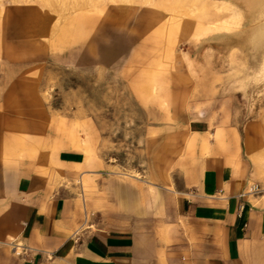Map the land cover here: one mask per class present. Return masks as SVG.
<instances>
[{
  "label": "rangeland",
  "instance_id": "rangeland-1",
  "mask_svg": "<svg viewBox=\"0 0 264 264\" xmlns=\"http://www.w3.org/2000/svg\"><path fill=\"white\" fill-rule=\"evenodd\" d=\"M211 98L264 123V0H0V164L65 146L159 175L189 145L185 104Z\"/></svg>",
  "mask_w": 264,
  "mask_h": 264
},
{
  "label": "crops",
  "instance_id": "crops-1",
  "mask_svg": "<svg viewBox=\"0 0 264 264\" xmlns=\"http://www.w3.org/2000/svg\"><path fill=\"white\" fill-rule=\"evenodd\" d=\"M182 115L189 145L159 175L65 146L1 163L0 264H264V195L245 194L264 186V123L212 98Z\"/></svg>",
  "mask_w": 264,
  "mask_h": 264
},
{
  "label": "bare ground",
  "instance_id": "bare-ground-1",
  "mask_svg": "<svg viewBox=\"0 0 264 264\" xmlns=\"http://www.w3.org/2000/svg\"><path fill=\"white\" fill-rule=\"evenodd\" d=\"M205 8V7H204ZM58 11V10H57ZM47 12H48V10H47ZM205 12H206V10H205ZM46 11H44V13H40V14H43L44 16L42 17V24H44L48 19H49V17H48V15L47 14H49V13H46ZM259 13H261V12H259ZM38 14V13H37ZM262 15V14H261ZM53 16H55V15H53ZM200 23V22H199ZM197 24V28L199 29V30H201V29H203V24L201 23V24ZM41 24V23H40ZM186 26H187V24L188 23H184ZM217 28V27H216ZM221 28H224V29H227L228 28V26H227V24L225 23V22H223V24L221 25ZM40 31V30H39ZM41 33V32H40Z\"/></svg>",
  "mask_w": 264,
  "mask_h": 264
},
{
  "label": "built area",
  "instance_id": "built-area-1",
  "mask_svg": "<svg viewBox=\"0 0 264 264\" xmlns=\"http://www.w3.org/2000/svg\"><path fill=\"white\" fill-rule=\"evenodd\" d=\"M264 191V188L258 185H250L249 188L247 189V191L245 192V194H260L261 192Z\"/></svg>",
  "mask_w": 264,
  "mask_h": 264
}]
</instances>
